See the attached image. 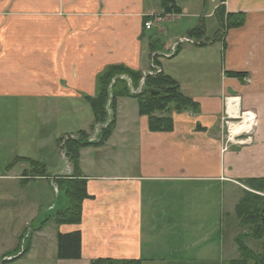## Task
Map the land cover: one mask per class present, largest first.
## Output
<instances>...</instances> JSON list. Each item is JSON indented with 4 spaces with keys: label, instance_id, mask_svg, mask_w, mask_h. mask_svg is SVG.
Listing matches in <instances>:
<instances>
[{
    "label": "crops",
    "instance_id": "crops-1",
    "mask_svg": "<svg viewBox=\"0 0 264 264\" xmlns=\"http://www.w3.org/2000/svg\"><path fill=\"white\" fill-rule=\"evenodd\" d=\"M220 5L216 1L198 25L185 23L166 50L199 26L204 30L202 44L183 43L170 60L177 59V65L168 72L158 65L198 109L165 113L173 120L172 129L153 132L147 116L139 115L137 100L120 97L110 137L80 150L79 171L89 198L82 203L79 224L58 225L55 215L43 219L41 192L37 190L33 203L26 196V190L34 192L38 177L49 180L57 191L58 177L73 175L72 164L58 165L63 156L56 139L70 132L67 127L58 124L44 139L40 125L33 128L37 132L33 135L15 130L1 136L0 146L11 147V156L0 153L3 261L89 264L110 258L141 264H223L238 257L236 240L246 232L241 231L236 205L251 191L246 180L264 178V0H224L225 14H242L243 24L225 29L219 37L217 20L218 29L209 38L203 19L216 16ZM160 11L145 0H0V100L13 103L18 121L29 107L32 114L44 111L56 117L60 111L86 115L90 110L92 119L72 131L98 142L111 119L94 125L87 98L97 96L98 76L111 65L151 72L152 28L145 29L144 19ZM158 33L168 36L166 30ZM227 113L242 132L226 148ZM87 123L95 131L92 136L82 129ZM42 139L51 146L46 159L38 155ZM26 142L32 152L16 154ZM18 157L37 161L44 173H33L36 168ZM28 180L33 182L26 188ZM64 204L63 199L61 208ZM56 208L53 204L47 210ZM28 221L39 224L30 232L34 237L28 252L19 255L22 244L16 256L9 255L20 248L14 241L22 238L21 225ZM52 222L56 226L46 233ZM77 231L80 258L59 259L58 233Z\"/></svg>",
    "mask_w": 264,
    "mask_h": 264
},
{
    "label": "trees",
    "instance_id": "trees-1",
    "mask_svg": "<svg viewBox=\"0 0 264 264\" xmlns=\"http://www.w3.org/2000/svg\"><path fill=\"white\" fill-rule=\"evenodd\" d=\"M220 2L221 5L216 10V16L221 33H224V30L227 28L241 26L244 21L243 15L225 14L223 8L224 0ZM161 6L165 14L170 12H175L176 14L182 12L181 7L177 6L173 0H162ZM146 19L147 17H145L144 20ZM197 28L191 29L188 35L192 37H202L204 35L202 26L201 28ZM219 37H221V35ZM180 47L181 46L176 49L171 57L177 54ZM149 48L151 52L155 50V46H153L151 41L149 43ZM157 73H154V76L145 77L143 81V90L140 93H136V95L130 92V86L127 81L119 78V76L126 75L130 78L133 86H135L138 84L141 72L117 64L109 66L98 76V94L95 97L87 98L94 116L93 124H103L107 122V118L109 117L107 106H109L113 114L111 115L110 122L101 130V137L98 142H88L87 138L86 140H81L84 136L82 134L83 136H81V138H76V140L73 139V141H69L66 144L65 157H67L73 165L74 173L69 178L58 177L56 180L58 190H62L65 194V205L57 210L55 214L54 220L56 224L74 225L81 222L82 203L85 199L89 198V195L87 194L86 180L81 177L79 171L80 150L90 145L97 146L102 144L110 137L114 129V109L118 98L129 97L136 99L139 115L147 116L149 130L153 132L169 131L172 129L173 120L170 116L165 115V113L171 111L180 112L185 109H198L197 103L180 92L179 85L174 79L161 71ZM231 75L234 77H243L245 73H231ZM113 79H115L114 82ZM158 113L161 114V116H157L156 114ZM16 160L29 162L31 167L36 168L33 173L41 175L44 173L43 167L35 161H30V159L22 157H18ZM33 176L34 175H32V177ZM245 184L252 191H246L239 200L236 205V215L239 225L242 228H252L253 232L251 236L255 239H261L264 237V178L248 179L245 181ZM57 241L59 259L80 258L79 231L69 234L58 233ZM236 244L238 257L223 264H264V242L262 245L263 251L260 254L254 253L244 243L242 237L237 238ZM22 252L24 253L26 250ZM22 252L19 254L20 256L23 254ZM11 260H13V258ZM6 262L7 261H2L0 264ZM89 264H141V261L98 258L91 260Z\"/></svg>",
    "mask_w": 264,
    "mask_h": 264
},
{
    "label": "rangeland",
    "instance_id": "rangeland-1",
    "mask_svg": "<svg viewBox=\"0 0 264 264\" xmlns=\"http://www.w3.org/2000/svg\"><path fill=\"white\" fill-rule=\"evenodd\" d=\"M161 1L162 0H145V4L149 5L150 8H152V9H159L160 8L161 9V11H160L161 14L152 13L149 16V18H147L145 21H151L152 25H153L152 30L150 31V33L152 34V38L150 39V41L153 43V46H155V50L153 52L150 51L152 53L151 57L154 59L153 63L156 66L159 65V67L161 65H163V68H165L164 71L168 72L171 67H175L177 65V62H175L177 59L173 60V61H170V60L176 58L179 53L173 57L168 56V55H173L172 53L174 52L176 47L179 46V44L178 43L173 44L172 49L169 50L168 52L166 50V47L169 46L172 42H175L176 39H174V37H176L180 34L181 28L183 27V25L185 23H187L188 21H194L193 26H195L196 24L198 25L199 22L201 21L200 16L211 12L215 2L217 1L219 3L220 1L219 0H173V1H175V3H177L176 4L177 6L181 7V9H183L182 13H177V14L175 12H170V13H166V14L163 13L164 10L161 6ZM180 15L183 16L182 18H180L181 20L178 19V20H175L176 22H174V20L172 18L175 16L180 17ZM196 15H198V17L195 18ZM168 19H170V20H168ZM166 20H168V21H166ZM202 24H205V26L207 28V35L209 36V38H211L213 36V34L215 33V31L218 29L216 16H213L212 18H209V17L204 18ZM198 28H201V27L199 26ZM159 30H166L168 32V36L159 34L158 33ZM145 32H147V34L149 33V31H145ZM220 35L222 37L221 32H220ZM183 37L187 38L189 41H193L196 43H200V42L203 43L204 42L202 37H192V36H189L188 33H187V35H186V33H184ZM181 38L182 37H179L177 39H181ZM194 47H200V46H194ZM155 54L157 56H155ZM153 55H154V57H153ZM163 55L165 56L164 58L160 57ZM160 63H161V65H160ZM151 75L154 76L155 75L154 72L152 74H149L146 76H151ZM176 76H178V73H176ZM145 77H143V74L141 73V77L138 80V84L133 86L129 77H127L126 75H120L119 76V78L127 81L128 85L130 86V88H129L130 92L133 95H136V93H140L143 90L142 88H143L144 82L142 83V80L144 81ZM114 80L115 79H113V82H114ZM11 106H13V103L8 104V103L0 100V140H1V136L4 133L10 132L11 134H13V133H15V130H16V132H18V133L21 132V134H25V135L36 134L37 132L33 128L37 125H40V132H41V135L44 139L45 135L47 136L48 134H50L54 130L55 126H57L58 124L60 126L62 125L63 129L67 127L66 132H68V131H70V132L67 134L66 133L59 134V136L56 139L57 140L56 141L57 147L59 149V153H61V155L63 156V160H60V158L58 159V165L65 167V164L63 161H67L68 164H71L70 161L67 159V157H65L66 156L65 155L66 144L69 141H73V139L76 140V138H81V136H83L81 134H80L81 136L78 134L73 135V134H76V131L73 132L72 130L77 128L78 125L83 124L82 123L83 120H85V123H86L92 119V116H91L92 113L90 110L87 111L86 115H83L82 113H78L77 111H75L77 113H74V114H70L69 111H67L68 113L60 111L58 114H61V116L59 115L56 117L54 114H45L44 111H42L41 114H39V115L32 114L30 112V107H29L27 109V114L20 115V120L18 121V114L14 112L15 107L12 110ZM17 106H18V109L21 110L19 105H17ZM2 107H5L4 111L1 110ZM109 118L111 119V115L107 118V120ZM24 121H25V123H24ZM103 124H105V123H103ZM8 125L10 126L9 129H8ZM101 127H102V125H101ZM82 129L85 130L87 133H89L91 131V133H90L91 136L95 132L94 129H92L91 123H87V125L85 127L82 126ZM88 129H90V130H88ZM52 134L49 137H51ZM86 138H87V136H83L81 140H86ZM43 139H42V143H41V147H40L41 150H40L38 155H46V156H44V159H46V158H48L51 146H46V139L45 140H43ZM52 145L56 146L55 142H52ZM9 148H11V147L0 146V153L2 154V156H11L8 154ZM17 152H16V154L27 155L30 152H32V147L28 144V142H26L25 145L18 148ZM31 156H32V153H31ZM35 162L38 163L37 161H35ZM38 164L40 166H42L40 163H38ZM32 182L33 181L28 180V182H27L28 185L26 188H28V186L30 184H32ZM34 183H36L34 186H32L35 189L34 192H32L30 189L26 190V196H27L28 202L33 203L34 201L38 200L36 194H37V190H39L41 192V204L43 207V213H42L43 219L49 218V217H51L53 219L54 215L56 214V210L55 211H49V210H47V208L49 207V205L55 204V205H57V208H56L57 210L61 209L63 199L65 200V194L63 193L62 190H58V188H57V191H55V187H54L53 183H51L49 180H46V181L41 180L40 177H38V180L34 181ZM54 184L56 187H58L56 183H54ZM57 192H59V193L57 194ZM33 199H34V201H32ZM25 221H27V220H25ZM24 222L21 225V232L22 231L24 232L22 234V238L20 239L19 237H17L14 241L15 245L19 246L20 248L17 249L16 251H12L11 253H9V255H13V256L15 255L16 256L18 251L20 252L22 244H24V247H22L21 252L23 251L24 248H25V250H27L29 247V244L32 242V239L34 237L33 233H31V235H30V232H32L34 229L39 227L38 222L32 224L31 222L28 221L27 225H24ZM54 226H56V225H54V222L50 223L47 227L46 233H48L49 228H52V230H53ZM241 231L246 232V234L244 233V235L242 236L244 243L249 245V247L255 251L254 253H257V254L262 253V251H263L262 245H263L264 237L261 239H255L254 237H252L251 236V234L253 232L252 228H248V227L242 228L241 227ZM247 236H249V237H247ZM252 238H254V239H252ZM22 239L24 242H21ZM27 252L28 251H26V253ZM4 259L5 258L1 257L0 263ZM7 263L8 262H6L4 264H7Z\"/></svg>",
    "mask_w": 264,
    "mask_h": 264
},
{
    "label": "built area",
    "instance_id": "built-area-1",
    "mask_svg": "<svg viewBox=\"0 0 264 264\" xmlns=\"http://www.w3.org/2000/svg\"><path fill=\"white\" fill-rule=\"evenodd\" d=\"M152 22L151 21H146L145 23H144V27H145V29L146 30H150L151 28H152ZM185 42H189V40L187 39V38H181L179 41H177L176 43H178L179 44V46H181L183 43H185ZM191 42H193V41H191ZM175 44V43H174ZM173 46V45H172ZM172 46H171V48L169 49V50H171L172 49ZM178 46V47H179ZM178 47H176V49L178 48ZM176 49L174 50V52L172 53V54H174L175 53V51H176ZM169 50H167V52L169 51ZM155 56H157L156 54H155ZM168 56H172V55H168ZM167 56V57H168ZM153 57H154V55H153ZM160 57H165L164 55L163 56H160ZM169 58V57H168ZM153 58H152V64H151V67H152V69H151V72L150 73H144L143 74V77H145L146 75H149V74H152L153 72L154 73H157V72H160V70H159V68H158V66H156L154 63H153ZM142 83H143V80H142ZM227 104H228V102H227ZM228 114V113H227ZM231 118V115H227V118L224 120L225 121V125H226V128H227V139H226V148H227V145H228V143H230V142H235V136H236V134H240L241 132H242V129H241V127H240V131H238V132H233L232 131V128L233 127H235V125H239L238 123H236L237 122V120H235V119H230Z\"/></svg>",
    "mask_w": 264,
    "mask_h": 264
},
{
    "label": "bare ground",
    "instance_id": "bare-ground-1",
    "mask_svg": "<svg viewBox=\"0 0 264 264\" xmlns=\"http://www.w3.org/2000/svg\"><path fill=\"white\" fill-rule=\"evenodd\" d=\"M240 127H241V126H239V125H235V127L232 128V131H233V132H238V131H240ZM244 128H245V126H244Z\"/></svg>",
    "mask_w": 264,
    "mask_h": 264
}]
</instances>
